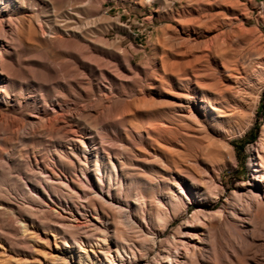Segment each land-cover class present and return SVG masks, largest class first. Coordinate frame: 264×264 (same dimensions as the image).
Instances as JSON below:
<instances>
[{
	"label": "rangeland",
	"instance_id": "1",
	"mask_svg": "<svg viewBox=\"0 0 264 264\" xmlns=\"http://www.w3.org/2000/svg\"><path fill=\"white\" fill-rule=\"evenodd\" d=\"M256 9L255 0H0V264H80V255L108 264L85 220L108 228L113 256L139 260L145 249L156 264L179 249L184 264H264V191L257 215L245 205L248 183L260 184L250 164L262 167L264 87L251 125L235 128V161L212 166L199 129L169 121L186 96L204 112L203 92L219 107L263 81ZM158 126L164 150L148 140ZM175 180L193 199L181 195L183 209L171 199ZM96 193L158 243L123 231Z\"/></svg>",
	"mask_w": 264,
	"mask_h": 264
},
{
	"label": "bare ground",
	"instance_id": "2",
	"mask_svg": "<svg viewBox=\"0 0 264 264\" xmlns=\"http://www.w3.org/2000/svg\"><path fill=\"white\" fill-rule=\"evenodd\" d=\"M223 65L225 67L227 66L225 63ZM263 69H264L263 65H261L260 69L259 68L255 69L256 73H260L262 75L263 81H261V83H258L256 87L252 88L250 92H247V90H243L242 87L240 86L237 92L235 93L236 95L232 97V101H228V100L222 101L221 102L222 105H219V107L213 104L212 100L208 98L207 93L203 92L200 101L203 104V106L200 109L202 110L204 109V112L200 111L199 107L194 105L195 96L189 95L185 97L187 100L186 103L181 102L180 104L182 105L181 108H183L181 113H177V114L172 113L171 116L169 117L170 123L172 125H175L179 131H182L184 129L183 123H190L194 128L199 129L200 131L199 135L201 136L202 142L207 144V152L205 156L212 163V166L221 165L226 161L227 158H229L231 161H235V153L231 147L230 142L234 139L235 136L234 131L236 127L245 126L247 124V128H248L254 119L255 113L258 110L260 93L262 88L264 87ZM206 70L208 71L209 68L208 69L206 68ZM214 80L215 81L212 87L215 90V88L220 86L222 82L218 79H214ZM161 84L163 85L164 81H162ZM141 102L145 104V108L149 112L162 110L161 108L152 105L149 101L144 100ZM207 107L210 110L209 112L205 110ZM215 116H228L230 121L225 120L222 117L216 119ZM212 121H214V125L216 128L214 134L211 133V128H210L211 125H213ZM219 127L222 128L219 129ZM163 131L164 128L161 126H158L155 129L154 135L155 137H157L156 139L153 137L151 133H148L149 136L148 140H151L153 143H156L159 149L161 150L164 149L161 146L162 142L160 139L161 137L159 136ZM259 150H260L259 153L258 152L257 153L259 154L258 158L261 159L262 161V167L259 168V164H257V161L251 163L250 167H251V171L254 172L253 174L254 178L258 180L260 184L259 183L253 184L249 182L248 185L252 186V189L250 190V194L247 195L245 199L246 214L250 216L257 215L259 213V210L262 208L263 195H261V192L264 191V133L262 134L259 140ZM109 163H110V168L115 170L116 167L111 160L109 161ZM96 172L98 174L99 173L103 174V172H101V169H99V167H97ZM113 175H114L113 171L107 172V176L110 178V180L113 177ZM109 185L110 187L113 186L111 182ZM244 185L245 184H243V186ZM181 195L182 198L183 196L186 197L189 203L193 201L190 194L182 186V182L180 180H175L171 199L173 201L174 199L178 198L180 200V204H181L180 206L183 209L186 207L187 202L181 199ZM95 196L98 201L102 202L103 205L112 207L113 210L121 214V222L124 228L123 231H127L129 233H135L138 239L147 237L152 242L153 245L158 243V239L160 237L159 234H154L149 231L146 232V230L141 225L139 220L135 219L131 215L130 211L127 210V208L123 204L114 202V200H111L110 198H107L105 195H102L100 193H96ZM239 198H241V196H239ZM257 205L260 208L259 210H256ZM203 216H205L206 221H211L215 217L221 216V211H219L218 214L217 213L210 215L205 214ZM167 218L168 220H171V213L167 215ZM75 219L78 220V218ZM99 219L101 218L99 217ZM84 222H85L84 225H86L87 227L93 228L98 232H100L99 235L100 241L98 243V247L103 252L108 254V259H109L108 264H150L148 252L145 249H144L145 251L144 255H142L141 259L139 260L137 259L136 254L130 255L128 254V252H127L128 258H125V255L121 254V252L117 256H113L111 254L112 251L109 245L108 228H103L105 226L103 222L100 223V225L95 223L93 220H85ZM189 243L191 242L184 243L183 245V250L185 251L186 254L192 253ZM178 254H179V249L177 250L176 258L174 261L171 259V251L166 250L164 255H160L156 257V264H184L183 261L179 260ZM63 262H64L63 264H72L68 256L63 258ZM79 263L82 264V255L79 256Z\"/></svg>",
	"mask_w": 264,
	"mask_h": 264
},
{
	"label": "built area",
	"instance_id": "3",
	"mask_svg": "<svg viewBox=\"0 0 264 264\" xmlns=\"http://www.w3.org/2000/svg\"><path fill=\"white\" fill-rule=\"evenodd\" d=\"M256 5L258 6L257 11V16H256V24L259 25L261 28L262 32L264 33V2L255 0ZM258 17V18H257Z\"/></svg>",
	"mask_w": 264,
	"mask_h": 264
},
{
	"label": "crops",
	"instance_id": "4",
	"mask_svg": "<svg viewBox=\"0 0 264 264\" xmlns=\"http://www.w3.org/2000/svg\"><path fill=\"white\" fill-rule=\"evenodd\" d=\"M259 1H263L264 2V0H259Z\"/></svg>",
	"mask_w": 264,
	"mask_h": 264
}]
</instances>
